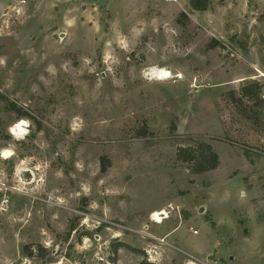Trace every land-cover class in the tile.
Listing matches in <instances>:
<instances>
[{"label":"rangeland","instance_id":"obj_1","mask_svg":"<svg viewBox=\"0 0 264 264\" xmlns=\"http://www.w3.org/2000/svg\"><path fill=\"white\" fill-rule=\"evenodd\" d=\"M13 2L0 264H264V0ZM197 141L216 170L177 160Z\"/></svg>","mask_w":264,"mask_h":264},{"label":"trees","instance_id":"obj_2","mask_svg":"<svg viewBox=\"0 0 264 264\" xmlns=\"http://www.w3.org/2000/svg\"><path fill=\"white\" fill-rule=\"evenodd\" d=\"M211 0H190V7L192 10L197 12H205L208 10ZM183 15V14H182ZM184 16V15H183ZM244 51L246 50V44L243 42L238 44ZM217 46H220V43L213 41L209 46L210 49H213ZM261 93V86L255 82L251 83L245 88L240 90L241 98L248 99L250 101H258L259 95ZM0 98H3L0 96ZM17 110L19 116L24 114L18 108ZM248 156V155H247ZM177 160L189 166V169L193 174H205L216 170L219 166V157L213 150L212 146L206 142L197 141L193 146L179 148L177 150ZM106 170L105 164H102V171ZM27 250L28 257H34V250L31 246H26L25 251ZM42 251V250H41Z\"/></svg>","mask_w":264,"mask_h":264},{"label":"built area","instance_id":"obj_3","mask_svg":"<svg viewBox=\"0 0 264 264\" xmlns=\"http://www.w3.org/2000/svg\"><path fill=\"white\" fill-rule=\"evenodd\" d=\"M32 1L34 0H14L13 8L14 9L21 8L22 6L28 5Z\"/></svg>","mask_w":264,"mask_h":264},{"label":"bare ground","instance_id":"obj_4","mask_svg":"<svg viewBox=\"0 0 264 264\" xmlns=\"http://www.w3.org/2000/svg\"><path fill=\"white\" fill-rule=\"evenodd\" d=\"M18 131H21L22 132V130L21 129H19V130H15V132L17 133ZM18 134V133H17ZM2 157L3 158H5V159H8V158H10L11 157V154L9 153V152H4V154L2 155ZM162 215H164L163 213L162 214H155L154 216H156V218H154L153 220H155L156 222L158 221V217H160V216H162ZM160 222V221H159Z\"/></svg>","mask_w":264,"mask_h":264},{"label":"crops","instance_id":"obj_5","mask_svg":"<svg viewBox=\"0 0 264 264\" xmlns=\"http://www.w3.org/2000/svg\"><path fill=\"white\" fill-rule=\"evenodd\" d=\"M1 4V6H4V3H0Z\"/></svg>","mask_w":264,"mask_h":264},{"label":"water","instance_id":"obj_6","mask_svg":"<svg viewBox=\"0 0 264 264\" xmlns=\"http://www.w3.org/2000/svg\"><path fill=\"white\" fill-rule=\"evenodd\" d=\"M203 210H201L200 212H202Z\"/></svg>","mask_w":264,"mask_h":264}]
</instances>
